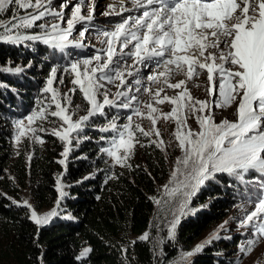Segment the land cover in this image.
<instances>
[{
  "label": "snow or ice",
  "instance_id": "snow-or-ice-1",
  "mask_svg": "<svg viewBox=\"0 0 264 264\" xmlns=\"http://www.w3.org/2000/svg\"><path fill=\"white\" fill-rule=\"evenodd\" d=\"M127 3L131 4L130 8ZM118 6L117 11L116 4L109 5L102 15L138 14L122 17L111 30H98L105 47L90 58L71 62L64 69L74 74V78L73 88L63 96L53 87L57 68L51 69L43 89L44 93L51 94L49 102L17 121L16 142L31 133L29 138L42 144L44 141L37 132L47 130L42 125H32L49 116L58 118L61 127L53 129L51 134L65 144L62 153L65 159L59 161L65 164L73 140L78 143L79 134L85 128H92L97 118L106 117L107 109H130L126 124L118 125L113 116L98 129L100 133H111L110 137L100 136L110 145L101 151L111 157L114 164L130 167L127 161L134 154L135 146H147L136 133L150 137L154 132L159 137L157 121L161 116L165 120L173 119L176 123L173 135L182 155L175 161L169 184L163 186L172 201L179 197L172 211L169 239H175L181 219L193 211L189 207L192 198L207 181L216 180L218 173L241 183H248L247 175L259 174L261 182L256 195L249 198L254 208L246 212L240 222V227L250 228L251 237L239 245V251L250 254L264 240V0H118ZM69 7L70 13H66ZM85 8L87 15L83 14ZM95 9V0L90 4L85 0H60L58 4L57 0H0V43L20 45L25 41H39L61 51L70 47L84 48L87 25L93 21ZM63 24L66 27H62ZM29 29L39 31L24 34ZM74 32H78L79 39L73 38ZM150 64L157 70L147 76L149 84L161 85L155 90L150 86L142 89L141 68ZM3 70L20 72L23 69ZM181 74L186 79L171 83L172 78ZM204 74L210 100L195 99L186 87L188 80ZM59 82L62 84L63 79ZM110 85L117 89L114 94ZM165 87L179 91L173 96L161 97ZM77 89L88 108L85 115L73 120L75 113L70 111V106ZM141 90L156 104L171 103V112L159 113L153 103H148L144 106L148 110L145 113L134 94ZM53 105L54 111L51 110ZM210 105L221 109L234 106L235 120L225 117L216 122ZM76 107L79 110V106ZM145 116L152 123L151 132L134 121ZM189 118L196 120L198 130L188 124ZM149 144L165 150L163 140H150ZM57 191L62 198L59 178ZM152 199L161 203L155 197ZM18 206L32 208L27 201ZM56 216L58 212L53 208L45 215L32 210L30 218L42 227ZM148 235L146 232L139 239L147 240ZM218 239L219 232L214 231L192 251L184 253L181 261L191 264V257ZM91 251L85 248L79 258Z\"/></svg>",
  "mask_w": 264,
  "mask_h": 264
},
{
  "label": "trees",
  "instance_id": "trees-1",
  "mask_svg": "<svg viewBox=\"0 0 264 264\" xmlns=\"http://www.w3.org/2000/svg\"><path fill=\"white\" fill-rule=\"evenodd\" d=\"M79 56L83 55L76 48L57 51L39 41L0 43V264H171L227 221L235 206L251 202L261 178L247 175L248 183H241L218 173L216 180L207 181L192 199V207L202 206L201 211L182 219L162 261L158 241L165 239L169 222L152 198L158 199L170 177L164 151L153 144L140 147L127 161L130 167L116 168L101 151L110 145L100 136L111 135L98 131L106 124L103 117L95 120L93 130L80 133L90 140L80 143L65 168L59 163L64 142L46 131L39 132L42 144L26 140L15 146L17 121L49 102L43 89L51 69L68 73L64 69ZM17 67L23 70H3ZM76 93L81 100L78 89ZM114 110H108V117L120 116ZM57 120L50 116L37 120L38 127ZM60 176L70 184L60 215L37 226L30 209L18 206L23 204L22 195L29 191L35 210L52 209L60 200ZM246 231L221 235L193 256L191 264H237L236 248L249 239V228ZM146 232L148 239H139ZM85 248L92 251L79 258Z\"/></svg>",
  "mask_w": 264,
  "mask_h": 264
},
{
  "label": "rangeland",
  "instance_id": "rangeland-1",
  "mask_svg": "<svg viewBox=\"0 0 264 264\" xmlns=\"http://www.w3.org/2000/svg\"><path fill=\"white\" fill-rule=\"evenodd\" d=\"M59 2H60V0H57V4ZM85 3L90 4L91 0H85ZM95 3H96V9H95V13H94V19H93V21H91V23H89L87 25L89 30L85 33V38L83 40V43L86 45V47L76 48L77 52H79V54L83 55V56H79L80 59L90 58L94 54H97V51L99 49L105 47V45L101 44V40L103 39V37L98 34V30H111L115 24H117L121 21L122 17H126L128 15L138 14L136 12H132V13L124 12L119 16L118 15L105 16V15H102V13L107 11L108 6L111 4H116L117 5V11L119 10L118 0L117 1L116 0H95ZM126 6L130 8L131 4L127 3ZM70 10H71V8L69 7L68 9H65V12L70 13ZM83 14L87 15V8L84 9ZM9 15H10V13H9ZM38 23H40V22H38ZM62 27H66V24H63ZM77 28L80 29L81 25H77ZM35 31H39V30L36 29ZM35 31L29 32V33L26 32L25 34L31 35V34H34ZM73 38L79 39L78 32L73 33ZM56 50L59 51L58 49H56ZM70 50L75 51V48L70 47ZM131 62L132 61L129 60V63H131ZM156 70L157 69H156L154 64H150L149 67H147V68H144V67L141 68V75L144 78L142 89H143V87H148V86H150L153 90L161 87V85H159V84H149V82L147 80V76L152 74ZM73 78H74V74H71L70 72L59 73L57 71L56 80L53 83V87L59 91L61 96H63L64 93H68L69 89L73 88L72 87L73 85L71 83ZM61 79H63L62 84L59 82ZM129 79H132V78H129ZM182 79H186L184 75H182V74L177 75L174 78H172L171 83H176ZM44 81L46 84L47 78H45ZM207 86L208 85H207L206 74L201 75L199 77H194L192 80H188L186 82V87L190 91L192 97H194L195 99H199V100H210L211 99V97H209V95H208V92L206 91ZM108 87L111 89V92L113 94L117 91V89L114 86L110 85ZM177 91H179V90L168 89L165 87V91L163 93H161V97H163V95H165V94H167L168 96H173L176 94ZM134 94H136L138 96L139 101H140V107L142 108V110L145 113H147L148 110L144 106L148 103H153V105L155 107H157L159 113H169L172 110L173 105L171 103L165 101L163 104H156L155 101H153L151 99L149 94L146 92H143V90H141L140 93H134ZM48 95L50 96L51 94H48ZM76 106H79V110H77ZM210 107L213 110L216 122H220L225 117L230 119V120H235V118H236L234 115V106L227 108V109L216 108L213 105H210ZM87 108H88V105H87L86 101L83 99L82 94H81V100H80L77 93H75V95L72 96V105L70 106V111H73L75 113L72 117L73 120H78L80 116L85 115ZM114 109H115L114 111H117V113L120 114V116H116L117 124L118 125L126 124L127 123L126 118L128 115L131 114V110L130 109H122V108H114ZM52 110L53 111L55 110L54 106H53ZM108 110L109 109H107V113H108ZM113 116L114 115H112L111 117H108V115H107L106 117H103L104 122L107 123V121L110 120ZM97 119H98V121L100 120V118H97ZM134 121H135V123L140 124L141 127L145 131H148V132L152 131V128H153L152 123L146 116L144 118H134ZM61 123L62 122L58 119L56 122L51 121V122L42 123V124H45V126L43 128L47 130L46 132L51 134L53 129H59L61 127ZM188 124L194 130H198V125H197L196 120L194 118H189ZM38 125H39V123L36 122L35 124L32 125V127H38ZM156 128L160 132L159 137H157L154 132L152 133V135L150 137H145L138 132L136 133V136L139 138V140L142 144H145L147 146L150 145L149 144L150 140H157V141L163 140L164 141V144H165L164 152L167 154L168 159H169L170 177H171V172H172L173 168L175 167V161H176L177 157H180L182 155L181 150L177 146L178 142L175 140V137L173 135L175 130H176V123L173 119L165 120L161 116V118L157 121ZM93 129H94V126L92 128H85L83 132H89ZM37 135H39L40 138L42 139L41 134L39 132H37ZM73 135H75V134H73ZM30 136H31V133H29L28 136L22 137L19 143H17L16 139H15L16 148L17 147L19 148L22 144L25 143L26 140H32L33 142H35L33 139L29 138ZM26 138H29V139H26ZM78 140H79L78 143H77V140H73L72 150L70 151L67 159L65 160V164H63L64 168L66 167L67 160L70 157V155L72 154V152H75V151H77V149H79L80 143H82L84 141H89L90 139L88 137H85V136L79 134ZM153 145H155V144H153ZM140 147H141L140 144H137L135 146L134 154L139 152ZM134 154L131 156V158L134 157ZM63 159H65L64 156H63ZM111 162L116 168L122 167L120 165L114 164V161L112 158H111ZM89 177H91V176H89ZM170 177L167 180V182L165 183V185L169 184ZM59 179L61 181L62 192L64 193V195L62 198L60 195L59 206H57V204H56V206L54 207V208H56V210L58 212V216L60 215L59 213L62 209L61 200H63L67 196L68 190H69L68 188L70 187V184L66 183L64 181L63 177L60 176ZM163 186H161L159 189L158 199L161 201V203L157 204V206H158V211H160L161 213H163V212L167 213L166 221L169 222L168 226H170V222L173 219L172 211L175 209V207L179 201V197H177L175 201H172L171 198L166 194ZM59 194H60V192H59ZM22 197H23L22 202L27 201L28 204H30L32 206V208L30 209V212L32 210H35V208L33 207V202L30 199L29 191L24 192ZM189 207L191 209L193 208L192 207V201H191V204ZM201 208H202V206H198L195 209L193 208L194 209L192 211L193 213L190 212L189 214H195V213L201 211ZM253 208H254V205L252 202H247L244 205L243 204L239 205L238 207L235 206L230 212L229 219L227 221H225L227 223L223 222V223L217 225L216 228L214 227L213 230H210L208 232V234L205 236L203 241L214 231H218L219 236L222 235L225 237L232 236V234H246L247 233L246 230L248 228L240 227V222L244 218L246 212L252 211ZM52 209H46V210H42V211L35 210V211L38 215H45L49 211H51ZM58 216H56V217H58ZM56 217H54V218H56ZM54 218L52 219V221L54 220ZM182 219H181V221H182ZM179 225H178V227H179ZM221 225H223L224 227L220 228ZM178 227H177V229H178ZM177 229H176V232H177ZM168 230H169V227H168ZM250 234H251V230L249 228V238L251 237ZM168 238H169V235L167 233L164 240L159 239V241H158V243H160V245H161L160 246V249H161L160 253H161L162 261L165 259V248H166L167 244L170 241L174 240V239L168 240ZM246 241L247 240H243L242 242H246ZM236 249H237L236 252H237V256H238L237 257L238 258L237 264H264V240H261L260 243L255 247V249L248 255H244L243 253H241L239 251V247H237ZM187 252H189V251H187ZM184 253H186V252H184ZM182 255L179 257L178 260H176L175 262H173L171 264H184V262L181 261ZM190 259H192V257Z\"/></svg>",
  "mask_w": 264,
  "mask_h": 264
},
{
  "label": "water",
  "instance_id": "water-1",
  "mask_svg": "<svg viewBox=\"0 0 264 264\" xmlns=\"http://www.w3.org/2000/svg\"><path fill=\"white\" fill-rule=\"evenodd\" d=\"M168 240H169V238H168Z\"/></svg>",
  "mask_w": 264,
  "mask_h": 264
},
{
  "label": "bare ground",
  "instance_id": "bare-ground-1",
  "mask_svg": "<svg viewBox=\"0 0 264 264\" xmlns=\"http://www.w3.org/2000/svg\"><path fill=\"white\" fill-rule=\"evenodd\" d=\"M117 1V0H116Z\"/></svg>",
  "mask_w": 264,
  "mask_h": 264
}]
</instances>
